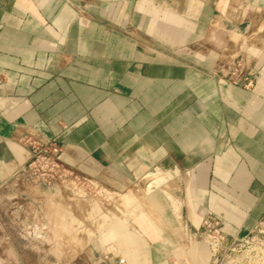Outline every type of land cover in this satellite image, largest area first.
Wrapping results in <instances>:
<instances>
[{
  "label": "crops",
  "instance_id": "1",
  "mask_svg": "<svg viewBox=\"0 0 264 264\" xmlns=\"http://www.w3.org/2000/svg\"><path fill=\"white\" fill-rule=\"evenodd\" d=\"M28 140L143 192L136 242L71 264H210L205 217L228 238L264 219V0H0V209Z\"/></svg>",
  "mask_w": 264,
  "mask_h": 264
},
{
  "label": "rangeland",
  "instance_id": "2",
  "mask_svg": "<svg viewBox=\"0 0 264 264\" xmlns=\"http://www.w3.org/2000/svg\"><path fill=\"white\" fill-rule=\"evenodd\" d=\"M61 174L39 187L20 177L17 199L8 196L1 205L0 264L15 263L5 245L7 235L17 248H33L19 251L17 264L19 255L28 261L43 258L47 264H71L94 251L120 254L129 238L136 242V234L129 230L133 216L146 209L141 187L111 190L93 180Z\"/></svg>",
  "mask_w": 264,
  "mask_h": 264
},
{
  "label": "built area",
  "instance_id": "3",
  "mask_svg": "<svg viewBox=\"0 0 264 264\" xmlns=\"http://www.w3.org/2000/svg\"><path fill=\"white\" fill-rule=\"evenodd\" d=\"M245 79L251 85V78ZM30 147V160L22 168L20 177L27 178L33 185L45 186L61 173L67 171L58 161V148L51 142L26 141ZM43 183V184H41ZM39 185V186H38ZM262 221L244 236L228 238L222 231V220L207 216L202 220V241L208 248L210 264H264V229ZM118 264H126L119 259Z\"/></svg>",
  "mask_w": 264,
  "mask_h": 264
},
{
  "label": "bare ground",
  "instance_id": "4",
  "mask_svg": "<svg viewBox=\"0 0 264 264\" xmlns=\"http://www.w3.org/2000/svg\"><path fill=\"white\" fill-rule=\"evenodd\" d=\"M153 220V219H152ZM155 221V220H154Z\"/></svg>",
  "mask_w": 264,
  "mask_h": 264
}]
</instances>
